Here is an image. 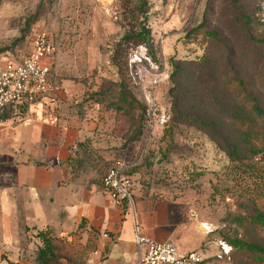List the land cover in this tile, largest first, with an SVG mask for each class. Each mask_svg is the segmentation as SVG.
<instances>
[{"label":"rangeland","instance_id":"rangeland-1","mask_svg":"<svg viewBox=\"0 0 264 264\" xmlns=\"http://www.w3.org/2000/svg\"><path fill=\"white\" fill-rule=\"evenodd\" d=\"M147 1L149 49L136 38L125 39L142 20L133 18L136 0H0V67L27 54L35 32L47 33L54 48L52 76L81 88L72 96L78 100L74 111L102 121L99 131L111 136L112 165L129 164L134 186L182 208L184 224L192 229L196 222L207 224L212 231L205 243L242 235L238 217L264 213V158H248L247 145L227 127L222 131L229 142L240 147L230 159L204 130L178 114L220 117L224 73L243 78L248 91L264 100V48L248 38L241 17L250 20L251 35L264 36V0ZM202 21L216 41L189 37ZM203 52L210 61L196 63ZM172 59L193 62L184 65L174 91ZM119 82L137 101L130 110L117 101ZM27 230L36 252L38 238ZM46 232L68 256L60 263L88 259L94 236L86 221ZM204 264L243 263L230 254Z\"/></svg>","mask_w":264,"mask_h":264},{"label":"crops","instance_id":"crops-1","mask_svg":"<svg viewBox=\"0 0 264 264\" xmlns=\"http://www.w3.org/2000/svg\"><path fill=\"white\" fill-rule=\"evenodd\" d=\"M52 70L56 105L34 104L0 121V264H38L28 227L35 234L78 226L82 219L99 232L87 264H136L135 219L144 235L180 253L204 247L201 264L217 258V241L205 243L208 233L184 224L182 208L134 184L132 203L120 206L100 188L113 163L111 136L99 131L102 121L77 116L72 96L81 88L56 80Z\"/></svg>","mask_w":264,"mask_h":264},{"label":"trees","instance_id":"trees-1","mask_svg":"<svg viewBox=\"0 0 264 264\" xmlns=\"http://www.w3.org/2000/svg\"><path fill=\"white\" fill-rule=\"evenodd\" d=\"M136 13L133 18L142 20L138 22L135 32L125 34V39L136 38L139 43H143L148 49L151 47L150 30L147 26V13L149 4L147 0H136ZM243 23L246 28V35L249 39L254 40L261 48H264V36L255 37L250 34V20L241 15ZM193 33V35H191ZM192 36L205 35L207 41H216V33L210 32L206 29L205 22L202 21L197 27L191 30ZM202 61H197L199 64H206L210 61V56L203 52L200 56ZM191 64V61H178L171 60L170 64L172 72L170 74V81L173 84L172 90H178L177 78L184 72V65ZM223 97L225 104L221 105L222 112L220 117L216 116L212 119H206L204 116L196 113L178 114L183 119L187 118L191 123L197 125L200 129L204 130L213 141L219 143L221 148L226 151L230 159H234L240 150L239 144L236 142H229L225 132L222 129L232 128L237 133L240 141L247 145L248 158L257 155L264 158V100L252 91H248L246 81L238 76L228 77L226 73L223 74L222 80ZM117 101L122 104L126 109H132L136 105L135 98L131 95L129 90L126 89L122 82L117 84ZM120 107V106H118ZM23 109L18 110L19 113ZM13 110L7 111L6 114L1 116V120L7 119L13 113ZM224 127V128H223ZM131 174V170L129 172ZM86 221L82 219L79 225ZM240 226H243L244 233L235 236H223V241L230 247L231 254L234 261L243 264H264V213L254 210L253 213L239 216L236 220ZM78 225V226H79ZM89 228L90 235L94 236L90 242V252L97 246V235L99 234L92 227ZM48 228L37 230L35 235L38 238V246L36 253V261L38 264H62V258L68 259L67 254L64 252L62 245L59 241L53 240L49 237L50 234L46 232ZM40 241V242H39ZM228 255V256H229ZM69 262H71L69 260ZM70 264V263H69ZM77 264H87L85 262H78Z\"/></svg>","mask_w":264,"mask_h":264},{"label":"built area","instance_id":"built-area-1","mask_svg":"<svg viewBox=\"0 0 264 264\" xmlns=\"http://www.w3.org/2000/svg\"><path fill=\"white\" fill-rule=\"evenodd\" d=\"M54 48L44 31L35 32L30 51L15 64L0 67V118L9 110L17 112L34 104L56 105L58 86L51 79ZM130 165L117 160L101 178L100 188L120 206L132 203L133 180ZM210 227L205 232L210 233ZM134 243L138 248L136 264H201L206 260L204 247L180 253L170 242H159L143 234L142 227L134 220ZM217 258L228 257L231 247L218 240Z\"/></svg>","mask_w":264,"mask_h":264},{"label":"bare ground","instance_id":"bare-ground-1","mask_svg":"<svg viewBox=\"0 0 264 264\" xmlns=\"http://www.w3.org/2000/svg\"><path fill=\"white\" fill-rule=\"evenodd\" d=\"M206 227H208V226H207V224H205V223H202L201 230H203V231L205 232V230H206Z\"/></svg>","mask_w":264,"mask_h":264},{"label":"water","instance_id":"water-1","mask_svg":"<svg viewBox=\"0 0 264 264\" xmlns=\"http://www.w3.org/2000/svg\"><path fill=\"white\" fill-rule=\"evenodd\" d=\"M196 226L199 230H201V227H202V223L201 222H196Z\"/></svg>","mask_w":264,"mask_h":264}]
</instances>
